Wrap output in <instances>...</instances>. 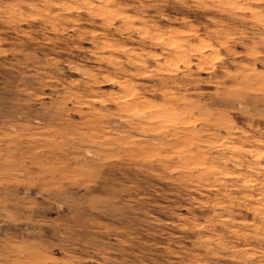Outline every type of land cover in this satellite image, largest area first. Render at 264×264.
Listing matches in <instances>:
<instances>
[{"label":"rangeland","instance_id":"374dc122","mask_svg":"<svg viewBox=\"0 0 264 264\" xmlns=\"http://www.w3.org/2000/svg\"><path fill=\"white\" fill-rule=\"evenodd\" d=\"M0 264H264V0H0Z\"/></svg>","mask_w":264,"mask_h":264}]
</instances>
